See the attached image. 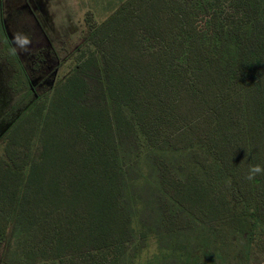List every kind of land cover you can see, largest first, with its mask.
Returning <instances> with one entry per match:
<instances>
[{"label":"trees","instance_id":"16d2710c","mask_svg":"<svg viewBox=\"0 0 264 264\" xmlns=\"http://www.w3.org/2000/svg\"><path fill=\"white\" fill-rule=\"evenodd\" d=\"M91 1L40 94L0 23V264L261 263L264 0Z\"/></svg>","mask_w":264,"mask_h":264},{"label":"rangeland","instance_id":"374dc122","mask_svg":"<svg viewBox=\"0 0 264 264\" xmlns=\"http://www.w3.org/2000/svg\"><path fill=\"white\" fill-rule=\"evenodd\" d=\"M91 2V0H0V16L5 19L12 39L15 33L27 35L31 39V44L26 50L17 48L16 52L37 93L51 89L55 83L63 80L75 65L87 58L90 47L79 50L80 29L88 15V4ZM97 2L100 8L106 0ZM99 8L95 12V19H100L104 14ZM14 47L16 48L15 44ZM4 54L0 52V138L12 120L11 115L5 114L12 102V96L6 87L10 71L5 63L7 55ZM64 82V85L67 84V81ZM26 130V124L21 125L17 136L25 138ZM1 145L2 142L0 150ZM15 147L16 154L23 153V146ZM145 242L147 256L156 262L163 250H159L153 235H148Z\"/></svg>","mask_w":264,"mask_h":264},{"label":"clouds","instance_id":"9594fccd","mask_svg":"<svg viewBox=\"0 0 264 264\" xmlns=\"http://www.w3.org/2000/svg\"><path fill=\"white\" fill-rule=\"evenodd\" d=\"M13 43L16 45V48L12 49L13 54H15L17 48H19L20 50H26L27 47L31 44V39L27 35L15 33L13 35ZM258 174H264V168H262L260 165H253L249 169L247 179L253 180Z\"/></svg>","mask_w":264,"mask_h":264},{"label":"flooded vegetation","instance_id":"af4514ba","mask_svg":"<svg viewBox=\"0 0 264 264\" xmlns=\"http://www.w3.org/2000/svg\"><path fill=\"white\" fill-rule=\"evenodd\" d=\"M0 23L2 24V27H3V30H4V33L6 34V37L8 38L9 42H10V45L14 47V43H13V39L10 35V30H9V27L5 21V19H2L1 16H0ZM0 52H3V55H5L4 53L7 54V52L5 51V49L3 48V44H2V40H1V37H0ZM17 53V52H16ZM18 55V54H17Z\"/></svg>","mask_w":264,"mask_h":264},{"label":"crops","instance_id":"0c3cea01","mask_svg":"<svg viewBox=\"0 0 264 264\" xmlns=\"http://www.w3.org/2000/svg\"><path fill=\"white\" fill-rule=\"evenodd\" d=\"M259 264H264V261H262L261 263H259Z\"/></svg>","mask_w":264,"mask_h":264}]
</instances>
